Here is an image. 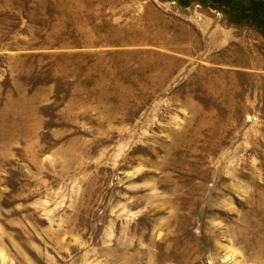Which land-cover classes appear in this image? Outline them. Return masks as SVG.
Here are the masks:
<instances>
[{
  "label": "rangeland",
  "instance_id": "374dc122",
  "mask_svg": "<svg viewBox=\"0 0 264 264\" xmlns=\"http://www.w3.org/2000/svg\"><path fill=\"white\" fill-rule=\"evenodd\" d=\"M256 25L264 0H0V264H264Z\"/></svg>",
  "mask_w": 264,
  "mask_h": 264
},
{
  "label": "crops",
  "instance_id": "0c3cea01",
  "mask_svg": "<svg viewBox=\"0 0 264 264\" xmlns=\"http://www.w3.org/2000/svg\"><path fill=\"white\" fill-rule=\"evenodd\" d=\"M192 8L194 10L195 15H193L192 17H191L192 14L188 16V19H187L188 26L187 27H190V25L192 23L193 27H195L194 29L199 31V33H200L199 37H202L204 39H206L208 35L209 36H211V35L213 36V34H214L213 29H215V28H216V32H218V33L225 32V34H227V35L230 33L231 29L236 30V29L243 28V26H241V25H239L237 23H234L228 17H225V18H227V21H228L226 23L223 20L222 17H216L215 13L212 12V11L205 10V9H202V8L198 9V8L193 7V6H192ZM149 11H154V7H151V10L149 9ZM216 20L218 21L217 24H215ZM193 27H190V28H193ZM253 27L254 26H251L250 28H253ZM224 38H226V36ZM225 41L230 46L231 41H230L229 36H227ZM208 49L206 51H210V52L212 51V49H210V48H208ZM201 53H205L206 54L208 52H205V50H204ZM206 64H208V63H206ZM208 65L209 66L212 65V63H210Z\"/></svg>",
  "mask_w": 264,
  "mask_h": 264
},
{
  "label": "water",
  "instance_id": "95a60500",
  "mask_svg": "<svg viewBox=\"0 0 264 264\" xmlns=\"http://www.w3.org/2000/svg\"><path fill=\"white\" fill-rule=\"evenodd\" d=\"M257 27H259L260 29L264 30V26L262 25H256Z\"/></svg>",
  "mask_w": 264,
  "mask_h": 264
}]
</instances>
